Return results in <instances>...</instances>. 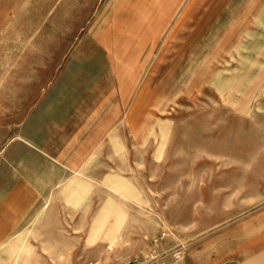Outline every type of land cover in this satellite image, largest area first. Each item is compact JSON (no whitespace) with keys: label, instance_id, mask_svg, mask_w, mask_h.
I'll return each mask as SVG.
<instances>
[{"label":"rangeland","instance_id":"1","mask_svg":"<svg viewBox=\"0 0 264 264\" xmlns=\"http://www.w3.org/2000/svg\"><path fill=\"white\" fill-rule=\"evenodd\" d=\"M200 182L264 208V0H0V264L125 262Z\"/></svg>","mask_w":264,"mask_h":264},{"label":"crops","instance_id":"2","mask_svg":"<svg viewBox=\"0 0 264 264\" xmlns=\"http://www.w3.org/2000/svg\"><path fill=\"white\" fill-rule=\"evenodd\" d=\"M39 179H43L39 182L41 186L31 182L28 193L50 194L52 173ZM207 185V182L190 185L184 207L180 202L186 199H175L178 203L173 210L188 211L186 219L174 224L182 228L180 231L167 234L157 245L154 240L146 247L140 241H132L128 260L115 264H145L154 250L163 255V264H264V208L234 204L226 188ZM176 254L179 258H175Z\"/></svg>","mask_w":264,"mask_h":264},{"label":"built area","instance_id":"3","mask_svg":"<svg viewBox=\"0 0 264 264\" xmlns=\"http://www.w3.org/2000/svg\"><path fill=\"white\" fill-rule=\"evenodd\" d=\"M167 236L166 233H162L161 236H159V238H156L154 240V243L157 245L161 242V240L163 238H165ZM175 258H179V255L176 254L175 255ZM163 255L157 251V250H154L148 257V261L145 263V264H163Z\"/></svg>","mask_w":264,"mask_h":264},{"label":"bare ground","instance_id":"4","mask_svg":"<svg viewBox=\"0 0 264 264\" xmlns=\"http://www.w3.org/2000/svg\"><path fill=\"white\" fill-rule=\"evenodd\" d=\"M79 173H80V171H79ZM80 176V175H79Z\"/></svg>","mask_w":264,"mask_h":264}]
</instances>
